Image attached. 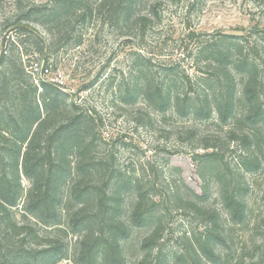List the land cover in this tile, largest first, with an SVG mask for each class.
I'll return each instance as SVG.
<instances>
[{"label":"rangeland","instance_id":"obj_1","mask_svg":"<svg viewBox=\"0 0 264 264\" xmlns=\"http://www.w3.org/2000/svg\"><path fill=\"white\" fill-rule=\"evenodd\" d=\"M22 2L49 4V0ZM138 11V15L150 18L144 33L139 25L129 29L117 23L108 10L98 13L95 9L86 21H80L77 14L65 19L73 27L69 36L65 29L57 28L54 36L41 25L33 24L41 39L12 30L18 22L14 16L16 2L0 0V127L14 125L15 109L21 107L31 112L35 100L44 105V81L58 85L66 101L63 105L66 110L60 112L58 120L82 112H91L96 118L95 124L85 131L93 140L88 158L103 160L118 179L129 178L137 183L133 188L127 184L119 208L128 229L123 237L127 264H144V257H147L145 264H157L158 258L163 264H178L175 255L188 247L189 238L201 244L208 232V222L195 206L188 204L190 201L200 202L220 214L224 236L223 240H215L214 247L223 254L222 261L228 259L225 264H264V169L239 172L236 168L239 153L233 150L235 141L231 138L235 119L222 121L216 111L210 118L182 111L185 95L198 100L203 84L209 81L220 87L224 81V73H214L219 66H209L205 54L199 55L203 48L215 49L222 34L234 37V60L248 55L255 61L264 87L263 1L146 0ZM142 57L147 58L150 75L162 85L169 69L174 70L169 76L174 83L173 100L167 111L153 109L141 94L133 104L122 100L137 67L143 63ZM234 60L226 64L236 84L237 117H240L247 109L239 100L245 75L234 68ZM35 62L47 64L50 75L35 77L31 69ZM58 75L62 76L61 82L53 80ZM176 100L180 101V109ZM261 101L264 103V90ZM205 146L209 148L205 150ZM215 146L225 149L218 159L227 168L229 179L240 181L239 193L248 203L250 215L242 224L229 220L219 175L211 166L204 165L203 154ZM77 159L78 154L72 153L70 160L74 166ZM22 182L24 189H29L30 182L23 176ZM72 185L69 179L60 189L68 199L61 202L68 211L60 224L35 225L39 237L26 242V246L35 245L38 249L60 243L65 258L58 264H72L79 244V232L67 220L81 207ZM137 185L147 193L146 208L156 211L161 219L158 232L146 246L143 241L156 223L130 225L131 204L137 189L140 190ZM177 190L183 200L174 204L170 198ZM24 199L25 194L16 210L20 218ZM24 217L25 221L35 222L25 214ZM21 237L19 231L15 233L10 241L12 250L19 249ZM218 262L210 260L206 264H223Z\"/></svg>","mask_w":264,"mask_h":264},{"label":"trees","instance_id":"obj_2","mask_svg":"<svg viewBox=\"0 0 264 264\" xmlns=\"http://www.w3.org/2000/svg\"><path fill=\"white\" fill-rule=\"evenodd\" d=\"M262 1L264 5V0ZM15 2L14 16L18 22L13 25L12 30L19 31L22 36L29 33L37 38L41 37L33 24L41 25L54 36L57 34V28L65 29L66 35L69 36L73 34V27H70V22L65 19L70 20L73 14H77L80 21H86L95 9L98 13L108 10L117 23L129 29L139 25L143 33L150 21L148 16L138 15L139 8L146 0H49V4L34 2L28 5H24L22 0ZM155 9L156 6H153V11ZM233 38L231 35L222 34L215 49H201L199 55L205 54L209 66H219L216 69L219 71L214 73H224V81L220 87L208 83L209 81L203 84L198 100L185 95L182 111L195 113L203 118H210L216 111L222 121L235 119V131L231 138L235 141L233 150L239 153L236 168L239 172H258L264 169V103L261 101L264 87L260 81L258 66L253 59L248 55L233 59ZM142 59L143 63L137 67L122 100L133 104L141 94L153 109L167 111L173 100L174 83L169 76L174 70L169 69L162 85L150 75V66L145 63L147 58ZM231 60H234L237 72L245 75L239 100L247 109L240 117H237L239 103L236 84L231 75L232 71L227 69L226 64ZM42 86L45 94L43 106L35 100L31 112L19 107L14 111V125L0 127V264H58L65 258L61 253L63 247L58 242L48 249H38L35 245L26 246V242L31 237H39L35 225L57 226L64 219V213L68 210L61 202L68 199L61 194L60 189H63L64 182L69 179L73 183V195L81 202L79 210L67 218L69 225L79 232V244L72 264H127L123 237L127 236L128 229L126 221H122L119 215V208L128 186L133 188V184L137 183L129 178L128 181L124 178L118 179L109 171L110 167L106 166L103 160L88 158L93 140L86 136L85 131L95 124L94 114L82 112L58 120L60 112L66 110L63 106L66 102L62 97L63 92L54 83L44 81ZM176 106L180 109L179 100H176ZM208 148L205 146V150ZM72 153L78 154L79 158L75 166L70 160ZM222 154H225L223 147L215 146L212 151H206L203 154L204 165L206 168L211 166L219 175L223 203L229 220L233 224H242L250 215L248 203L239 193L240 181L229 179L227 168L224 167L223 161L218 159ZM22 176L30 182L27 190L23 187ZM137 186L140 190L137 189L135 201L131 204L130 225L145 226L156 223L143 241L146 246L153 241L159 225L161 226V219L156 211L146 208L147 193L142 191L140 185ZM24 194V212L20 218L16 210ZM71 197L74 198L72 195ZM170 199V202L179 204L183 197L177 190ZM198 199L201 201L200 196ZM188 204L195 206L196 210L206 217L208 232L201 244L195 243L192 237L189 238L188 247L176 253V261L178 264H206L207 261L213 260L225 264L228 259L222 261L223 254L216 252L214 247L215 240H223L222 235L224 236V231L220 228V214L214 209L201 206L200 202L190 201ZM24 214L35 222L30 219L25 221ZM18 231L22 234L21 244L19 249L12 250L10 241ZM146 259L147 257L143 258L144 264ZM157 264H163L160 258Z\"/></svg>","mask_w":264,"mask_h":264},{"label":"built area","instance_id":"obj_3","mask_svg":"<svg viewBox=\"0 0 264 264\" xmlns=\"http://www.w3.org/2000/svg\"><path fill=\"white\" fill-rule=\"evenodd\" d=\"M31 69H32V72H33V75L35 77L39 76V77H43V76H46L48 77L51 73V69L50 67L45 64L44 62H35L33 63V65L31 66ZM62 76L61 75H58L56 76L55 78H53V80L55 81H59L61 82Z\"/></svg>","mask_w":264,"mask_h":264}]
</instances>
